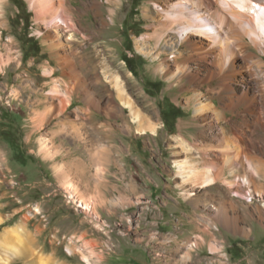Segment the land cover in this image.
Masks as SVG:
<instances>
[{"label": "rangeland", "instance_id": "374dc122", "mask_svg": "<svg viewBox=\"0 0 264 264\" xmlns=\"http://www.w3.org/2000/svg\"><path fill=\"white\" fill-rule=\"evenodd\" d=\"M68 1L73 27L59 19L56 34L29 0H0V264H264V127L246 154L215 139L242 131L247 109L223 112L221 80L207 81L206 64L162 25L155 4L167 0ZM247 60L263 81L258 57ZM116 77L156 133H138ZM194 96L221 117L196 115ZM88 153L93 175L58 168ZM184 161L214 171L191 185L211 200L197 203L189 239L184 209L162 194L188 190Z\"/></svg>", "mask_w": 264, "mask_h": 264}, {"label": "bare ground", "instance_id": "6f19581e", "mask_svg": "<svg viewBox=\"0 0 264 264\" xmlns=\"http://www.w3.org/2000/svg\"><path fill=\"white\" fill-rule=\"evenodd\" d=\"M29 1L37 12L38 20L49 22L52 33H60L62 27L59 19L64 23L65 19L67 20L64 24L67 29L73 27L70 24L73 19L67 15L73 11L68 0ZM164 2V5L155 4L158 16L167 19L165 22L161 20L162 25L166 27V30H170L171 27L177 28L178 46L188 43L193 51L190 58H193L196 52L197 59L195 60L206 64L208 68L207 81L221 80L219 90L225 93L222 101L223 107L221 108L223 112L238 110L240 106L247 109L242 116L243 126L241 127L244 128L242 131L234 125L231 131L233 139H229L226 133L221 134V138L215 139L225 141L227 153L233 154L236 149H239L242 153L245 152V154L251 152L253 150L251 146L255 144L253 142L254 135L259 131L258 126L264 127V79L261 82L255 79L253 68L248 65L247 59L257 56V67L263 70L264 74V57L261 56L264 55V0H167ZM65 48L67 47L65 46ZM249 49L254 51L260 49L262 54L248 53ZM239 62H242L241 64L244 62L241 68L238 66ZM115 83L124 105L130 110L134 120L138 123V133L143 135L156 133L158 126L143 118L140 112L135 109L132 99L126 94L120 78L116 77ZM235 86L242 88L240 92ZM194 97L189 102H193L196 115L207 114L219 118L223 114L212 101L201 102L200 99L197 101L198 96ZM61 104L63 108L65 103L61 102ZM182 141L180 144L185 150H188V140ZM232 141L236 146L231 145ZM245 158L247 159V157ZM190 164L177 163L179 175L182 176L184 181L193 182L196 179L203 187L214 181V174L209 172L212 169L205 170L199 167L200 165L198 166L197 163ZM243 183L248 185V178H243ZM4 236L3 240L0 241V246L8 242V234Z\"/></svg>", "mask_w": 264, "mask_h": 264}, {"label": "crops", "instance_id": "0c3cea01", "mask_svg": "<svg viewBox=\"0 0 264 264\" xmlns=\"http://www.w3.org/2000/svg\"><path fill=\"white\" fill-rule=\"evenodd\" d=\"M63 160H65L63 162V164L59 165V169L62 170L63 167L65 166V169L67 167V169H71L70 172L74 173L76 171L75 177L76 179L81 178V179H85V177L87 178L89 175H93V172L96 168H98V159L95 158L93 153H88L87 155L81 154V155H69L66 158H64ZM185 163H188V165L192 162L189 163V161H184ZM190 164V165H191ZM74 166L75 169L69 168V166ZM199 166V165H198ZM200 167V166H199ZM73 174V175H74ZM83 181V180H82ZM84 182V181H83ZM86 183H89L88 180H86ZM194 183H199L198 180L194 179L193 182L188 181L186 184L188 185V190L187 191H182L178 196H176V198L174 197H169L166 194L165 188H163L162 190V194L164 196L165 199H167L168 203H172L174 204V206H176V208L178 210H183L182 214V221L183 224L186 225L187 229H183L181 232V235L185 238V239H189V237H191L192 234L195 233L196 228H195V223L193 221V217L195 215V207L197 205V203H208L210 202V195L208 193H204L203 197H196V195L194 194V192H191V190H194L195 186H192V184ZM200 184V183H199ZM168 205V204H167ZM165 206V205H163ZM190 210L192 211V213L190 214ZM163 221L165 224H170V221L166 220L165 217H163ZM172 238V237H171ZM173 240V238H172ZM177 240L174 239L173 241H171L169 243V245L171 246V249L173 252L178 253L179 252V248L174 247V242H176Z\"/></svg>", "mask_w": 264, "mask_h": 264}, {"label": "trees", "instance_id": "16d2710c", "mask_svg": "<svg viewBox=\"0 0 264 264\" xmlns=\"http://www.w3.org/2000/svg\"><path fill=\"white\" fill-rule=\"evenodd\" d=\"M125 61L127 62V64L129 65L131 71H135V68H133L132 63V59L128 58L127 56L125 57ZM177 116H180V112L176 113Z\"/></svg>", "mask_w": 264, "mask_h": 264}]
</instances>
